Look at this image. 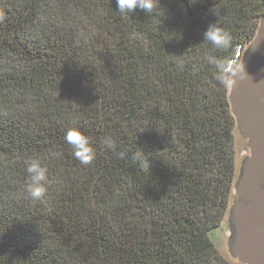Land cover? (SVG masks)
Instances as JSON below:
<instances>
[{
	"label": "trees",
	"instance_id": "1",
	"mask_svg": "<svg viewBox=\"0 0 264 264\" xmlns=\"http://www.w3.org/2000/svg\"><path fill=\"white\" fill-rule=\"evenodd\" d=\"M262 15L264 0L123 15L116 0H0V264H232L209 236L236 164L209 61L230 63ZM213 25L231 47L205 39ZM73 128L88 165L64 139ZM31 160L47 169L39 201Z\"/></svg>",
	"mask_w": 264,
	"mask_h": 264
},
{
	"label": "water",
	"instance_id": "2",
	"mask_svg": "<svg viewBox=\"0 0 264 264\" xmlns=\"http://www.w3.org/2000/svg\"><path fill=\"white\" fill-rule=\"evenodd\" d=\"M238 63L246 78L227 87V99L245 155L237 156L224 217L226 251L234 264H264V15Z\"/></svg>",
	"mask_w": 264,
	"mask_h": 264
},
{
	"label": "clouds",
	"instance_id": "3",
	"mask_svg": "<svg viewBox=\"0 0 264 264\" xmlns=\"http://www.w3.org/2000/svg\"><path fill=\"white\" fill-rule=\"evenodd\" d=\"M118 11L123 14H131L137 8L151 14L158 6L159 0H116ZM205 39L217 48L228 49L232 45V36L224 28L215 25L210 26L205 33ZM216 68V79L225 87H232L237 78L245 79L244 66L238 62L229 63L224 60L218 62L209 61ZM67 144L71 145L74 157L83 165L90 164L95 159V151L87 136L78 129H69L64 137ZM111 146V141H109ZM137 160L144 165V159L137 153ZM28 173L25 192L29 199L39 201L46 193L47 169L42 167L38 160H31L26 164Z\"/></svg>",
	"mask_w": 264,
	"mask_h": 264
},
{
	"label": "rangeland",
	"instance_id": "4",
	"mask_svg": "<svg viewBox=\"0 0 264 264\" xmlns=\"http://www.w3.org/2000/svg\"><path fill=\"white\" fill-rule=\"evenodd\" d=\"M235 139V136H234ZM243 144L241 142H239V140L236 138L235 139V149H236V156H235V163L237 162V156L239 158L242 157V155H245L244 149H243ZM239 161V159H238ZM236 165V164H235ZM229 228V224L228 221L226 219H223V222L221 223V225L216 228L213 229L212 231H210L209 236L211 238V240L214 241V243L217 245L218 249L224 254L225 258L231 262L232 264H234L227 251H226V236H227V229Z\"/></svg>",
	"mask_w": 264,
	"mask_h": 264
},
{
	"label": "built area",
	"instance_id": "5",
	"mask_svg": "<svg viewBox=\"0 0 264 264\" xmlns=\"http://www.w3.org/2000/svg\"><path fill=\"white\" fill-rule=\"evenodd\" d=\"M242 52H243V48L238 47L237 50H236V52H235L234 58L229 63V65H231L232 63H235V62H239V60H240V58L242 56Z\"/></svg>",
	"mask_w": 264,
	"mask_h": 264
}]
</instances>
